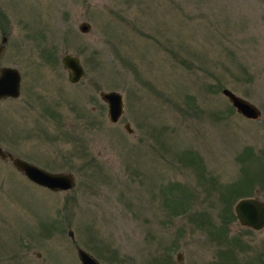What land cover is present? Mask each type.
<instances>
[{
    "label": "rangeland",
    "instance_id": "obj_1",
    "mask_svg": "<svg viewBox=\"0 0 264 264\" xmlns=\"http://www.w3.org/2000/svg\"><path fill=\"white\" fill-rule=\"evenodd\" d=\"M0 44L22 75L0 146L76 181L52 190L0 157V264H81L77 246L101 264H264V227L234 210L264 200V0H0ZM101 90L123 95L115 122Z\"/></svg>",
    "mask_w": 264,
    "mask_h": 264
},
{
    "label": "water",
    "instance_id": "obj_2",
    "mask_svg": "<svg viewBox=\"0 0 264 264\" xmlns=\"http://www.w3.org/2000/svg\"><path fill=\"white\" fill-rule=\"evenodd\" d=\"M82 32L90 29L88 21L78 24ZM5 40V37H3ZM2 45H0V54ZM63 66L68 70L67 77L70 82H78L84 75L85 69L80 57L77 54L65 53L61 56ZM21 74L18 68L4 66L0 70V98L3 96L16 97L20 94ZM222 93L227 96L233 107L242 115L250 118H257L261 114L260 108L247 98L236 94L228 87L222 88ZM100 97L106 101L109 120L115 122L123 113V95L117 90H101ZM128 131L132 130L128 123L125 125ZM0 157L10 158L13 166L31 181L52 190H66L74 187L75 176L67 171H50L20 156L13 155L10 151L0 146ZM234 210L239 222L242 225L259 230L264 227V200L259 196H245L238 199ZM68 234L73 238V231ZM78 258L81 264H101L100 261L89 251L80 246L76 247ZM176 259H181V252L176 254Z\"/></svg>",
    "mask_w": 264,
    "mask_h": 264
},
{
    "label": "flooded vegetation",
    "instance_id": "obj_3",
    "mask_svg": "<svg viewBox=\"0 0 264 264\" xmlns=\"http://www.w3.org/2000/svg\"><path fill=\"white\" fill-rule=\"evenodd\" d=\"M3 37H5V40H6V36L3 35L2 38H1V41H4V42H5V40H3ZM0 45H2V51H3V44H0ZM1 53H2V52H1ZM0 55H1V54H0ZM4 66H10V65H3V66H1V67H0V70H1V68L4 67ZM20 74H21V72H20ZM21 78H22V75H21ZM20 89H21V80H20ZM2 98H13V97H12V96H3V97H1L0 99H2ZM14 98H17V97H14Z\"/></svg>",
    "mask_w": 264,
    "mask_h": 264
},
{
    "label": "trees",
    "instance_id": "obj_4",
    "mask_svg": "<svg viewBox=\"0 0 264 264\" xmlns=\"http://www.w3.org/2000/svg\"><path fill=\"white\" fill-rule=\"evenodd\" d=\"M230 192H231V194H232V193H233V194H234V193H237V194H238V193H242V191H239V190H236V189H232V188L230 189L229 193H230ZM171 260H172V259H169L168 261H171Z\"/></svg>",
    "mask_w": 264,
    "mask_h": 264
}]
</instances>
